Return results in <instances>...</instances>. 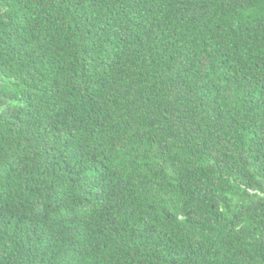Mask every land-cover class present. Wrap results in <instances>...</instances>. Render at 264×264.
I'll list each match as a JSON object with an SVG mask.
<instances>
[{
  "label": "trees",
  "instance_id": "trees-1",
  "mask_svg": "<svg viewBox=\"0 0 264 264\" xmlns=\"http://www.w3.org/2000/svg\"><path fill=\"white\" fill-rule=\"evenodd\" d=\"M0 264H264V0H0Z\"/></svg>",
  "mask_w": 264,
  "mask_h": 264
}]
</instances>
